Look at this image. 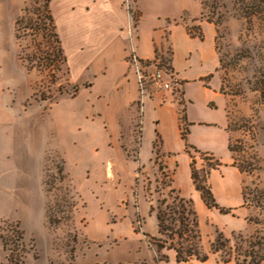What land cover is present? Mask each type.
Returning a JSON list of instances; mask_svg holds the SVG:
<instances>
[{
    "label": "rangeland",
    "instance_id": "rangeland-1",
    "mask_svg": "<svg viewBox=\"0 0 264 264\" xmlns=\"http://www.w3.org/2000/svg\"><path fill=\"white\" fill-rule=\"evenodd\" d=\"M200 1L202 12L197 23L189 14L197 11L195 0H157L156 4L145 0L144 12V31L151 24L186 23L188 31L205 34L200 21L213 20L221 59V88L217 76L197 78L211 59L207 64L198 60L196 51L180 57L178 68L188 84L185 97L190 125L182 120L185 101L173 71L172 48L165 43L162 47L157 45L151 60L136 56L149 85L154 86L152 74L156 69L171 73L173 88L168 90L179 104L181 134L189 128L184 139L186 150L188 143L219 159V177L229 175L224 168L236 167L237 178L249 193L248 205L242 206L240 200L237 208L230 211L220 210L230 207L221 204L217 197L220 209L209 208L201 200L200 211L194 200L200 229L196 239L191 235L172 237L171 231L161 233L159 228L156 233L152 231L159 227L158 211L178 205V193L171 191L173 172L166 166L159 137L151 157L153 169H144L139 163L142 112L136 99L129 108L126 106L127 82L119 71L121 50L116 47L112 51L105 44L94 53L77 51L79 43L74 40L77 36L72 22L83 20V16L79 13L66 18L67 40L63 43L65 49L75 53L79 70L76 79L69 71L71 65L68 68L58 53L47 0H0V87L6 92V109L0 111V233L9 223L20 225L26 246L21 264H235L234 259L224 262L230 257L227 252L236 250L233 233L245 237L264 233V200L259 203L255 195L257 188H264V26L257 17L249 21L239 16L235 0ZM49 5L53 13L55 7L63 11L66 4L64 0H50ZM183 6H188L189 11L182 12ZM77 8L71 3L66 13L73 15ZM127 13L132 38L139 37L143 12L130 2ZM106 30L105 27L102 33L108 41ZM91 58L97 65H90ZM126 59L133 63V53ZM86 62L88 69L83 68ZM101 64L107 67V74L98 75L91 91L89 81ZM129 73L127 68L126 75ZM103 114L108 119L122 118L125 125L130 116L131 132L120 119L123 126L113 137L105 120V140L101 132ZM229 139L236 148L234 155ZM113 149L119 159H114L113 154L100 159ZM149 152L147 148L146 153ZM189 154L202 180L216 159L210 161L193 150ZM230 157L229 162L223 163ZM126 161L131 162L130 168ZM170 226L176 233L184 231L179 220ZM219 231L232 240L215 252L212 243ZM189 247L196 250V255L178 262L176 248L185 251ZM205 254L208 257L203 262L200 259ZM0 264H13L1 238Z\"/></svg>",
    "mask_w": 264,
    "mask_h": 264
},
{
    "label": "crops",
    "instance_id": "crops-1",
    "mask_svg": "<svg viewBox=\"0 0 264 264\" xmlns=\"http://www.w3.org/2000/svg\"><path fill=\"white\" fill-rule=\"evenodd\" d=\"M195 1H197V11L193 14H189L192 16V18H194L193 22L197 23L198 18L202 12V4L200 0ZM130 2H133L135 6L139 8L141 12H143L142 18L138 24L140 36H135V39L132 38V32L130 31L131 20L127 13L130 8ZM156 2L157 0H152V3L156 4ZM71 3H74L78 6L77 12L73 15L66 13L70 8ZM64 4L66 5L63 7L64 9L62 8L63 11L56 9L55 7V12L53 10L52 14L55 18L57 31L59 33L61 43L67 58L68 68L69 64L72 68H69V71L71 70L70 72L73 74L74 78L78 79L77 73L79 70L75 65V53L72 50L69 52L67 48L65 49L63 43L67 40L66 35H64V31L66 30V27H64V25L66 26V18L73 16L75 17V15L80 13L83 16V20L79 22L73 20L72 22V24L74 23L73 26L76 28L77 36L74 38V40L76 43H79L77 51L81 50V52H83L84 54L85 52H87L86 50H89L90 52L94 53L103 49L105 44L108 45L112 49V51H114L116 47L121 50L122 57L120 58L121 65H119V71L121 76L124 77L127 82V95H125L126 106L129 108L131 103L136 99L137 104L139 105V108L142 112V140L139 150V163H141L144 169H153V161L151 157L153 155L155 139L156 137H159V148L161 149V152L165 154L166 166L173 172L172 185L170 186L171 189H176L180 192L181 196L185 198H191L193 201L195 200L197 206L199 207V210L203 211V206L201 203V200L203 201V198L201 196V192L197 190L194 184L191 171V157L186 150V141L182 138L181 134L178 112L179 104L175 99V95L170 90L167 91L163 88H160L155 83L153 86L147 84V82H145V90L144 94H142L139 87V78L136 68L133 66L134 64L130 63V61H128L126 58L132 55V49H134L135 55L138 56L140 60H151L155 57V49L157 45L160 47H162V45L165 46V44L169 45L172 48L173 52V71L180 86L183 88L185 113H187V102L185 97V84H187V81L183 80L184 75L180 73V70L178 68L180 66V57L187 55L191 56L192 51H196L195 57L198 60H205L207 64L208 60L211 59L210 63L206 65V68L202 67L201 71L197 75V78L202 79L209 76H217L219 87L221 88V80L218 72L220 61L216 50V28L214 24L208 21H200L199 25L202 27L203 32L205 33L203 40L199 37L191 36L187 29L186 23H169L166 26L151 24L149 26V29L144 31V12L147 8H145V0H64ZM88 6H91V9H84ZM58 11L61 12L59 15ZM186 11H189V7L183 6L182 12L185 13ZM56 15L58 17H56ZM180 18L181 15H179L178 19ZM174 19L177 18H173L172 20ZM105 27L107 28L106 38H108V41H106L104 37L105 34L102 33V30H104ZM61 37H63L65 40ZM83 48H85V50H82ZM88 61L91 66L96 64V61L93 58L89 59ZM87 62L85 63V66H83V68L85 67V69H88ZM127 68L130 71L129 75H126ZM1 69L2 66L0 65V73ZM102 69H104L105 72H103ZM97 72L98 73L94 75V81H89V89H91L95 84V79L98 77V75L107 74V67L104 64H101ZM223 95L225 96V94ZM5 100L6 92H4L0 87V111L1 109L3 111V108L6 109ZM227 107L225 108L226 113ZM103 116H101V132L104 134L105 140L107 134L106 131L108 129L111 131L112 136L116 137V133H118L117 131H119V127L123 126L121 124L124 123L125 125L124 120H122V118L116 117L108 119L107 117ZM3 117L7 118L6 115H4ZM226 118L227 119L224 126L227 130L229 124L228 115ZM120 119L121 122L123 121L122 123L119 121ZM95 120L89 121L94 123ZM105 120L109 125L107 127L108 129L104 127ZM130 122L131 117L129 116L128 124L125 125V127L128 128V132H131ZM186 123L187 126L190 125V123H188V120ZM187 129L189 132V128ZM78 131L81 132V128H78ZM148 131L149 133L147 134ZM5 142L6 139H4V145ZM147 148H149V154L146 153ZM113 150L114 151L107 150L108 154L106 156H103V158L100 157V159L105 160L108 156H112V154V157L114 159H119V157L117 156L118 153L115 149ZM102 160H100V162ZM230 160L231 157L223 160V163L229 162ZM125 165L127 166V168H130L131 162H128L127 164L126 161ZM230 167L231 168H224V171H227L229 174L227 177H225L224 175L223 177H219L221 176V170L217 168L213 170L211 178L209 180L211 181L212 191L215 198L217 197L219 200H222L221 204L227 207L237 208V203L240 200H242L243 204V187L239 178H237V168L234 166ZM110 169L111 167L109 165V170ZM232 178H234L235 182L232 181ZM203 203L205 204L204 201ZM158 228L159 227L155 226L152 231L156 233V231H158Z\"/></svg>",
    "mask_w": 264,
    "mask_h": 264
},
{
    "label": "trees",
    "instance_id": "trees-1",
    "mask_svg": "<svg viewBox=\"0 0 264 264\" xmlns=\"http://www.w3.org/2000/svg\"><path fill=\"white\" fill-rule=\"evenodd\" d=\"M50 0H47V7L50 11V19L53 21V36L56 38V42L58 43V53L62 54L64 61L67 62V58L61 43V39L59 36V33L57 31V26L55 23V18L51 12ZM236 5V11L239 16L251 20L254 17H257L261 20L263 26H264V0H235ZM20 20H17V24H19ZM209 22L213 23V20H208ZM189 34L193 37H199L200 39L204 38V34H194L189 30ZM262 41V49L264 48V39ZM219 61L221 62V59L219 58ZM210 77V76H209ZM208 77V78H209ZM264 84V80L262 81ZM264 89V88H263ZM182 120L187 122V116L184 111V115L182 116ZM188 134V129L186 130L185 134H182V138L186 139V136ZM229 149L231 153L234 155L236 152L235 145L231 140H229ZM193 150L197 153L202 154L205 158L208 160L216 159L213 155L207 153H201L199 152L194 146L187 143V151ZM193 158V156H191ZM195 160L193 159L191 162V171H192V178L194 181V184L201 192V196L206 203V205L209 208H221L218 204V202L215 199V196L213 194V191L211 189V186L208 183L209 174L210 172L217 168L219 165H221V162L219 159L215 160L214 164H210L209 170L206 172V177L202 180L199 179V173L197 172V168L194 166ZM236 166V164H234ZM173 193H178L175 196V200L178 201V205H168L166 207V211L159 210L157 213V219H158V225H159V231L161 233H165V231H171V236L173 237L175 234L179 235L180 238H183V236L191 235V238L199 239L200 237V229L197 219V213L195 212L193 208V200L191 198H185L181 196L180 192L176 189H171ZM255 195L257 196V199L259 203H261L264 200V188H257ZM248 198L249 193L247 192V187L243 186V204L242 206L248 205ZM186 205H188L189 208H187ZM258 204V202H257ZM259 206V204H258ZM230 209H220L221 211H230ZM176 220H179L181 225L184 226V231L175 232L174 229L170 226V223H174ZM167 221H169V224H165ZM1 231H4L0 233V238L3 244V247L5 250L9 251V260L13 264H21L23 254L26 252V246L24 244V236L23 231L20 228V225L18 223H9L5 226V228H1ZM187 240V238H186ZM232 239L226 237L223 232L219 231L216 235L215 240L213 241V250L215 252L220 251L223 249V246H227ZM233 240L235 242V249L234 252L232 250L227 252V255L230 257L225 259V263H230L232 259L235 260V264H264V233L259 234L258 232L254 235H251L249 237H245L241 233H233ZM177 251V261H188L192 256L196 255V250L192 249L191 247L185 249V251L181 248H176ZM236 253V254H234ZM207 255L205 254L200 260L205 262L207 259ZM243 257L241 262L239 259Z\"/></svg>",
    "mask_w": 264,
    "mask_h": 264
},
{
    "label": "built area",
    "instance_id": "built-area-1",
    "mask_svg": "<svg viewBox=\"0 0 264 264\" xmlns=\"http://www.w3.org/2000/svg\"><path fill=\"white\" fill-rule=\"evenodd\" d=\"M133 52V64L136 68L137 74H138V78H139V87L141 90V93L144 94V90H145V79L146 77H144L143 74H141L140 69H139V61L136 57V55L134 54L135 50L132 49ZM166 70L162 69V68H158L156 69V71L152 74V79L154 80V82L156 83V85H158L160 88H163L165 90L171 89L173 88V81L174 79L172 78L171 73H167L169 75L168 79H166Z\"/></svg>",
    "mask_w": 264,
    "mask_h": 264
}]
</instances>
